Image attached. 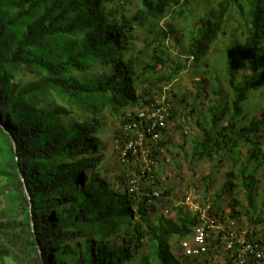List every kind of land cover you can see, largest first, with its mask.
<instances>
[{
    "label": "trees",
    "instance_id": "obj_1",
    "mask_svg": "<svg viewBox=\"0 0 264 264\" xmlns=\"http://www.w3.org/2000/svg\"><path fill=\"white\" fill-rule=\"evenodd\" d=\"M192 3L205 8L194 23H170L188 20ZM227 29L220 74L231 98L216 90L187 141L181 105L197 113L200 93L171 98L167 87L189 66L209 67L205 58ZM202 80L199 89L220 78ZM256 92L258 116H250L244 105ZM160 106L168 109L169 126L155 146L166 153L152 151L158 165L170 148L184 152L187 144L188 163L232 161L220 190L232 195L230 213L221 210L220 194L208 199L210 175L194 186L196 202L236 227L250 213L262 236L238 232L263 242L256 201L264 207V0H0V264H218L221 255L220 264H233L236 247L226 248V222L208 236L203 255L182 253L198 215L184 204L190 193L174 194L156 167L141 179L140 192L129 193L142 165L132 150L121 158L133 138L125 127ZM103 112L120 117L114 175L104 155ZM173 133L182 145H174ZM152 188L159 195L149 202L144 194ZM247 264L258 262L250 257Z\"/></svg>",
    "mask_w": 264,
    "mask_h": 264
},
{
    "label": "rangeland",
    "instance_id": "obj_2",
    "mask_svg": "<svg viewBox=\"0 0 264 264\" xmlns=\"http://www.w3.org/2000/svg\"><path fill=\"white\" fill-rule=\"evenodd\" d=\"M209 4V2H207ZM190 8L194 11L193 15L188 16V20L184 19H176L171 21L175 26H180L182 24L188 25L194 23L195 16L199 13H204L205 8L203 4L199 3H192L190 4ZM163 23V22H162ZM168 23V22H167ZM237 25V21H233L230 24V27L232 29L235 28ZM230 28V29H231ZM230 29H227L228 36H223L220 40L216 41L215 44L211 47L209 54L205 58V63L207 62L209 64V67L204 68L200 66L199 68H193L189 66V69L185 72L180 73L177 80H175L170 86L167 87V89L170 90L169 94L172 98V94H175L179 98H181V95L184 92L189 93V97H194L196 93H200V98L197 100L196 103V112L194 114H190L189 108H186L185 104H182L181 110L182 113H185L184 110H186L188 117H185L188 119V131L185 134L186 140L189 141L190 137L192 136L194 130L193 123L197 120V117H205L206 115V109L211 105L212 102L216 100L215 92L216 90H220L221 94L224 95V97H227L230 99V94H228L226 85L221 77V70H220V60L222 58L223 48L224 45L228 43V41L231 39L229 33L231 32ZM139 32V31H138ZM142 34V32H140ZM180 31L176 32L175 36L180 37ZM168 46V55H173V49L170 48L171 41L166 42ZM144 44L139 42L136 47L140 50V48ZM182 47H185V44H182ZM149 53V52H148ZM179 59H183V57H179ZM203 65V62L201 63ZM196 66V65H195ZM214 73L212 72V68ZM206 71V72H205ZM204 72L207 73L204 75ZM212 75H218L220 80L219 82H215L214 80H208L206 81L201 88L199 89V86L197 83H200L203 81L202 79L207 77L211 78ZM32 77L27 76L25 78V81L31 80ZM165 99V96H163ZM259 92L254 93L249 101L244 105L245 110H249L250 116H258L256 109L259 104ZM186 114V113H185ZM186 116V115H185ZM102 122L105 127L104 134L102 135V139L105 142V151L104 155L105 157H110L111 160L109 161V167L110 171L113 173L116 171V166L118 165V159L113 156V150L115 149V142L116 139L114 137L115 132L119 128L120 124V117L119 116H113L110 115L108 112H103L101 116ZM172 127V124L170 125V129ZM169 129V130H170ZM171 131V130H170ZM173 143L174 145H182L183 142L181 140V136L177 135L175 133L172 134ZM189 144L185 146L184 152H181L179 148L172 147L169 150V162L161 163L158 165L154 172L158 176H164L168 177L167 183L171 187V189H174V194L176 193H190L193 195L194 192V186H197L198 181H200L204 176H211L212 186L210 187V190L207 194L208 199L215 200L217 195L220 194V190L226 180V173L230 170L232 167V161H227L224 164H218V161L215 159L214 161H208L204 160L198 163H188L189 162ZM246 147L242 148L240 150L239 156L244 158L247 154ZM184 153H186V158L184 156ZM237 167V166H236ZM163 172H168L167 175H162ZM221 197L219 199V205L221 207V210L225 215L230 213V207H229V200L232 197V195L227 194H220ZM179 196V195H177ZM212 198V199H211ZM240 201L242 200L243 205H246L243 201L242 196L239 198ZM3 206V200L0 201ZM240 211L244 212L243 208H240ZM256 213L262 214V217H264V207L261 205V200L258 198L256 201ZM250 213L246 215H242L239 218V222L237 225V228L241 229L242 231L252 232L255 231L258 235V237L262 236V224L255 225L250 222ZM227 221V220H226ZM225 221V222H226ZM253 221V220H252ZM223 221L219 222L220 227H223V224L225 223ZM215 262L220 264L222 262V255L216 256ZM4 264H13L10 260H6Z\"/></svg>",
    "mask_w": 264,
    "mask_h": 264
},
{
    "label": "built area",
    "instance_id": "obj_3",
    "mask_svg": "<svg viewBox=\"0 0 264 264\" xmlns=\"http://www.w3.org/2000/svg\"><path fill=\"white\" fill-rule=\"evenodd\" d=\"M168 116V109L165 106L148 109L138 114L137 122L133 121L125 127V130L133 135V138L122 150L121 158L126 156L128 150H132V156H135L136 159V161L134 160L135 164L140 161V165H142L138 173L129 180L128 190L130 194L140 192L141 179L145 177L147 171L158 166L156 158L152 157V151L158 152L161 156L166 153L164 148L155 149V146L161 138L160 130L169 126L167 124ZM159 159L162 163L169 162L168 157H159ZM151 191L144 194L149 202H152L151 196L157 197L159 195L156 189L152 188ZM197 199L195 193L184 198V204L188 205L189 209L198 215L199 220L191 235L180 243L182 253L185 256L203 255L208 248V236L225 229V227H220L219 219L211 213V205H202L196 202ZM168 212L167 209L163 210L164 215H167ZM226 228L229 232L226 248L236 247L233 264H247L250 257L254 258L258 264H264V241L254 239L247 241L244 237L245 232L239 233L232 221H226Z\"/></svg>",
    "mask_w": 264,
    "mask_h": 264
},
{
    "label": "water",
    "instance_id": "obj_4",
    "mask_svg": "<svg viewBox=\"0 0 264 264\" xmlns=\"http://www.w3.org/2000/svg\"><path fill=\"white\" fill-rule=\"evenodd\" d=\"M12 143H13V145L15 146V143H14V141H12ZM25 193L27 194V192L25 191Z\"/></svg>",
    "mask_w": 264,
    "mask_h": 264
}]
</instances>
